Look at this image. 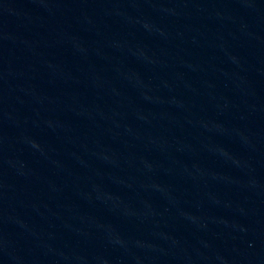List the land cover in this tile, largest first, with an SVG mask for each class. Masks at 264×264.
Listing matches in <instances>:
<instances>
[{
    "label": "water",
    "instance_id": "water-1",
    "mask_svg": "<svg viewBox=\"0 0 264 264\" xmlns=\"http://www.w3.org/2000/svg\"><path fill=\"white\" fill-rule=\"evenodd\" d=\"M0 264H264V0H0Z\"/></svg>",
    "mask_w": 264,
    "mask_h": 264
}]
</instances>
